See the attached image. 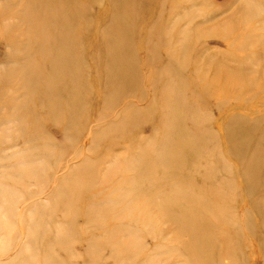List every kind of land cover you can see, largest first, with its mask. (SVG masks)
I'll use <instances>...</instances> for the list:
<instances>
[{
  "label": "rangeland",
  "instance_id": "374dc122",
  "mask_svg": "<svg viewBox=\"0 0 264 264\" xmlns=\"http://www.w3.org/2000/svg\"><path fill=\"white\" fill-rule=\"evenodd\" d=\"M0 264H264V0H0Z\"/></svg>",
  "mask_w": 264,
  "mask_h": 264
}]
</instances>
